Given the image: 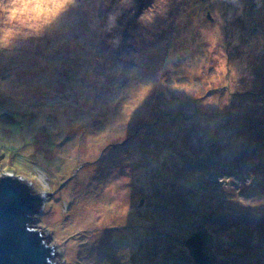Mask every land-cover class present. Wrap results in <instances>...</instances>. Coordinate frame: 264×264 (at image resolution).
I'll use <instances>...</instances> for the list:
<instances>
[{
    "label": "rangeland",
    "instance_id": "374dc122",
    "mask_svg": "<svg viewBox=\"0 0 264 264\" xmlns=\"http://www.w3.org/2000/svg\"><path fill=\"white\" fill-rule=\"evenodd\" d=\"M5 175L57 264H195L201 230L264 264V0H71L0 48Z\"/></svg>",
    "mask_w": 264,
    "mask_h": 264
},
{
    "label": "water",
    "instance_id": "95a60500",
    "mask_svg": "<svg viewBox=\"0 0 264 264\" xmlns=\"http://www.w3.org/2000/svg\"><path fill=\"white\" fill-rule=\"evenodd\" d=\"M42 198L41 193H33L21 178L0 177V264H57L53 262L54 248L47 236L32 226ZM208 241V233L201 230L184 242L195 264L213 263Z\"/></svg>",
    "mask_w": 264,
    "mask_h": 264
},
{
    "label": "clouds",
    "instance_id": "9594fccd",
    "mask_svg": "<svg viewBox=\"0 0 264 264\" xmlns=\"http://www.w3.org/2000/svg\"><path fill=\"white\" fill-rule=\"evenodd\" d=\"M71 0H0V48H7L18 36L38 34Z\"/></svg>",
    "mask_w": 264,
    "mask_h": 264
},
{
    "label": "bare ground",
    "instance_id": "6f19581e",
    "mask_svg": "<svg viewBox=\"0 0 264 264\" xmlns=\"http://www.w3.org/2000/svg\"><path fill=\"white\" fill-rule=\"evenodd\" d=\"M114 180V179H113ZM112 182V181H111Z\"/></svg>",
    "mask_w": 264,
    "mask_h": 264
}]
</instances>
